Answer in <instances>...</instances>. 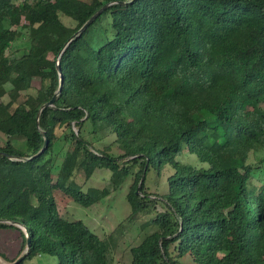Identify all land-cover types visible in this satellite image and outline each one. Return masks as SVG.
Here are the masks:
<instances>
[{
  "label": "trees",
  "instance_id": "trees-1",
  "mask_svg": "<svg viewBox=\"0 0 264 264\" xmlns=\"http://www.w3.org/2000/svg\"><path fill=\"white\" fill-rule=\"evenodd\" d=\"M22 29L29 45L11 58ZM61 76L55 106L38 118ZM0 100V229L19 231L20 255L31 238L25 261L112 264L114 243L64 219L54 191L90 208L138 167L128 220L164 209L143 225L153 232L131 264H264V157L249 161L264 153V0H0ZM43 133L49 144L36 156ZM62 140L69 149L55 175ZM185 151L208 169L176 161ZM168 165L167 193L147 194L149 173ZM97 170L111 178L94 196L75 177Z\"/></svg>",
  "mask_w": 264,
  "mask_h": 264
},
{
  "label": "rangeland",
  "instance_id": "rangeland-1",
  "mask_svg": "<svg viewBox=\"0 0 264 264\" xmlns=\"http://www.w3.org/2000/svg\"><path fill=\"white\" fill-rule=\"evenodd\" d=\"M66 25L75 27V23L67 18H63ZM22 35L20 39L15 42L9 54L14 52L15 55L22 53L29 45L28 33L26 29H22ZM10 54L11 58L15 55ZM49 59L53 60L54 57L49 54ZM38 86V81L35 82ZM10 87L8 86V89ZM32 91L30 93H33ZM27 100V96L22 94L18 100V104H23ZM1 101V100H0ZM2 101L9 102L10 99L6 96ZM91 127L89 126L84 132L87 138ZM68 133L66 130H58L59 136L63 133ZM77 133V130L75 129ZM64 137V136H63ZM63 137H61L63 139ZM8 138L0 133V147H3ZM115 140L114 136H110L104 139L100 143H96L95 146L102 149L104 146L110 145ZM17 144V142L15 143ZM58 149H62L59 157L55 161V175L58 169L64 162V154L69 149V144L63 140L59 142ZM118 147L113 145L111 154L114 156L119 155ZM264 157L263 152L255 153L250 157V162L255 164ZM176 161L183 165H189L198 169H208V165L202 163L196 155L190 154L189 152H182L176 157ZM139 171L138 167L132 170L131 176L127 179L126 183L117 192H113L109 197L105 198L101 202L95 204L90 208H85L73 201V199L62 192L61 190L54 191V197L56 199L59 212L61 216L68 221H82L87 225L92 232H94L99 238L113 242L114 245L111 247V254L113 257L112 264H131L132 256L131 249L138 246L143 238L153 232V228H144L143 225L156 213L163 211V206L160 202L156 203V208L153 213H141L132 220H128L132 209L128 202L127 196L130 192L132 185L135 182V174ZM175 170L172 166H166L160 173L156 168L152 169L147 177L145 191L154 197L163 195L168 191V178L173 175ZM111 178V172L109 170H97L93 177L85 181L82 177L77 176L75 180L80 185L84 192H88L96 196L99 190L108 186ZM113 240H112V239ZM23 246V239L20 233L16 229H0V264H8L20 255ZM25 251L19 256L24 255ZM3 255L4 257H1ZM18 258V259H19ZM17 259V260H18ZM182 264H192L190 259H183ZM23 264H58V258L50 255H40L32 260H26Z\"/></svg>",
  "mask_w": 264,
  "mask_h": 264
},
{
  "label": "water",
  "instance_id": "water-1",
  "mask_svg": "<svg viewBox=\"0 0 264 264\" xmlns=\"http://www.w3.org/2000/svg\"><path fill=\"white\" fill-rule=\"evenodd\" d=\"M122 5H124L125 3H121ZM111 4H108L106 5L105 7H103L102 9H100L95 15H93L88 21L87 23L73 36L72 39H74L76 36H78L79 34L83 33L84 31H86L88 29V27H90L94 21L110 6ZM72 39L70 41H72ZM70 41L65 45V47H67L70 43ZM64 51V49H63ZM63 51L61 52V54L63 53ZM58 71L59 73L61 74V67L59 66L58 64ZM63 83H64V78L61 76V81H60V87H59V91L57 92V94L52 98L51 101H49L48 103H46L42 109L40 110L39 114H38V118L40 117V114L42 112L43 109L47 108V107H54L57 100H58V97H59V94L61 93L62 91V87H63ZM44 137H45V144H44V147L43 149L41 150L40 153H38L36 156H39L48 146L49 144V140L47 138V135L46 133H43ZM0 155H3V153H0ZM30 249H31V238L28 236L27 237V247H26V250H25V253L24 255H22L17 261H15L13 264H21L22 262L25 261L26 257L28 256L29 252H30Z\"/></svg>",
  "mask_w": 264,
  "mask_h": 264
},
{
  "label": "built area",
  "instance_id": "built-area-1",
  "mask_svg": "<svg viewBox=\"0 0 264 264\" xmlns=\"http://www.w3.org/2000/svg\"><path fill=\"white\" fill-rule=\"evenodd\" d=\"M13 1H15L17 3H27V2H30L32 0H13Z\"/></svg>",
  "mask_w": 264,
  "mask_h": 264
}]
</instances>
